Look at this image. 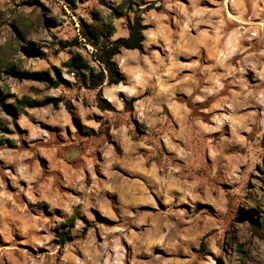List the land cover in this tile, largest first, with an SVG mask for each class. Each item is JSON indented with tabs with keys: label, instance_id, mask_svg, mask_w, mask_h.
I'll return each mask as SVG.
<instances>
[{
	"label": "clouds",
	"instance_id": "1",
	"mask_svg": "<svg viewBox=\"0 0 264 264\" xmlns=\"http://www.w3.org/2000/svg\"><path fill=\"white\" fill-rule=\"evenodd\" d=\"M113 3L143 26L140 47L117 44L128 24L100 9L119 82L91 51L80 78L62 69L68 86L0 71L6 103L40 102L20 104L22 136L0 131V264H264V0ZM43 4L65 20L63 0ZM39 5L0 0V67L37 72L81 50L62 40L89 47L71 13L46 27Z\"/></svg>",
	"mask_w": 264,
	"mask_h": 264
},
{
	"label": "rangeland",
	"instance_id": "2",
	"mask_svg": "<svg viewBox=\"0 0 264 264\" xmlns=\"http://www.w3.org/2000/svg\"><path fill=\"white\" fill-rule=\"evenodd\" d=\"M33 2L37 3L39 5V0H33ZM63 2H64V5L66 6V9H65V7H61L60 13L65 17L64 21L59 20V18L55 15H50L52 12V9L48 6V4L39 5L42 15L48 14L47 18L45 20V26L46 27L48 26V22L50 20L51 23L55 27L62 28L63 24L68 22L69 14L71 13V16L75 17V19L71 20V24L74 28H76L79 31L80 34H81V30L83 28V24H86V25L93 27L95 30L102 33L103 35H106L108 33V30L111 28V25H104L103 24L102 14H101L100 9L107 10L111 14V16H115L117 19L124 18L126 23L128 24V29H129V24L132 23V19L128 18L127 13L123 11V9L125 7H129V10H131L129 3L122 4L120 7H115L113 0H98V3L100 5V9L92 8L91 11L87 12L86 15H79L78 14V5L76 3V0H63ZM84 3H85V0H80L81 5H83ZM75 38H72L70 40H62V41L63 42L72 41ZM69 48H80L81 50L76 51V52L70 51L68 53L69 59L67 61L63 62L60 66L50 64L48 66V68H42L40 71L24 72V73L45 74L53 82L59 81L60 84H64L65 86H68L71 83V81L66 80L64 78V73H63L62 69H68L69 74L74 72V73H76V76L78 78H80L82 76V72H81V70H78L77 68L72 67V65H71L72 61L76 60L77 64L80 65L83 69L85 67H89L87 65V62L84 59L85 56L87 55V53L89 51H91L93 56L95 55V49L91 45H89L88 48H82L81 45H77V46H73V47H69ZM36 58L37 59H43L44 57L36 55ZM0 71L3 72L4 77H7L9 79H12V80L20 82V83L24 82V80L17 78L12 73V71H16L14 66H11V65L2 66V67H0ZM16 72H18V71H16ZM19 73H21V72H19ZM53 76L55 77V79H53ZM2 79L3 78L0 77V80H2ZM27 81L33 85L45 84L50 88L53 87L50 83H44V82L35 81V80H27ZM14 98H15V94L12 93L11 91L7 90V85L4 88H0V112L3 113L4 117H8L7 121L4 120L3 118H0V131L4 132L5 134H7L9 136L12 135L13 129L6 127V124L8 122H11V123H13V125L15 127V134L22 136L24 134L25 130L21 129L19 127V125L16 124V120L18 118V113H19V111H21V108H20V106H18L17 109H14L12 107L13 104H9V103L5 102L7 99H14ZM49 99H52V98H48V100ZM34 102H35V105H39V103H40L37 101H34ZM22 103L27 104V98H25V101H23ZM4 142L7 143L10 148L15 147V145L12 143L11 140L4 141ZM257 171H260V169L258 168ZM261 174H264V173H261ZM249 207L250 208L254 207V205H250ZM240 212L242 213L241 216H240ZM239 219L241 221L244 219L251 220L252 217L248 214H245L243 209H238L237 210V221H239ZM59 234L60 233H58V235ZM22 247L26 248V246H22Z\"/></svg>",
	"mask_w": 264,
	"mask_h": 264
},
{
	"label": "trees",
	"instance_id": "3",
	"mask_svg": "<svg viewBox=\"0 0 264 264\" xmlns=\"http://www.w3.org/2000/svg\"><path fill=\"white\" fill-rule=\"evenodd\" d=\"M143 27L141 25V18L136 17L135 20V25L133 23L129 24V32H130V37L129 38H122L120 41H117V44H122L125 47L128 48H138L140 47V41L143 39V37L139 34V29ZM81 36H83L86 40V42L91 45L95 49V59H99L102 64H105V67L108 69V75L113 82H119L120 76L119 74L115 71V68L110 64L106 63L111 57L112 54H114L116 51H118L117 48H111L109 49L108 47V42L104 39V36L102 33L98 32L95 30L93 27L83 24V28L81 30ZM80 45L79 37H76L72 41H66L60 42L61 48H69L73 46ZM72 67L77 68L78 70H81L82 67L77 64L76 60L72 61ZM14 76H16L19 79L22 80H35V81H40L44 83H50L53 87H58L60 82H53L47 75L45 74H32V73H19L16 71H12ZM90 78L91 82L93 85H95L97 82L102 81L104 78V73L101 72L98 76L95 73L94 69H90ZM50 101H56V98L49 99ZM46 101L45 103H47ZM22 102L17 100L15 104H13V108L17 109L18 106H20ZM27 104L35 105L34 101H27ZM60 241L63 242L66 234L60 233Z\"/></svg>",
	"mask_w": 264,
	"mask_h": 264
}]
</instances>
